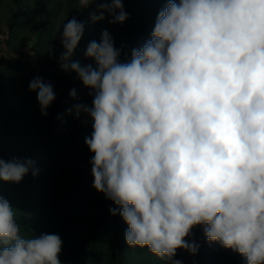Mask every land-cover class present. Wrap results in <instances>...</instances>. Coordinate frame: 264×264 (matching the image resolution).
<instances>
[{
	"label": "clouds",
	"instance_id": "1",
	"mask_svg": "<svg viewBox=\"0 0 264 264\" xmlns=\"http://www.w3.org/2000/svg\"><path fill=\"white\" fill-rule=\"evenodd\" d=\"M76 3L95 6L92 22L128 19L123 0ZM84 27L63 25L59 62L92 96L69 112L92 121V187L128 225L126 244L183 264L177 250L198 253L188 238L200 226L209 243L264 264V0H166L151 39L123 62L106 29L85 51L95 66L72 61ZM28 87L47 116L53 85ZM33 166L0 158V181L20 183ZM62 246L54 233L21 235L0 196V264H63Z\"/></svg>",
	"mask_w": 264,
	"mask_h": 264
},
{
	"label": "trees",
	"instance_id": "2",
	"mask_svg": "<svg viewBox=\"0 0 264 264\" xmlns=\"http://www.w3.org/2000/svg\"><path fill=\"white\" fill-rule=\"evenodd\" d=\"M123 2L128 19L119 31L107 30L126 61L131 59L132 49L142 47L150 39L156 19L145 16L142 0ZM12 4L17 10L14 20L24 31L22 35L11 32V42H6L15 54L19 53L13 49L18 46L15 43L28 44L34 39L43 48L53 44L54 51L62 53L63 25L73 17L85 27L72 61L85 55L91 41L101 39L102 24L90 19L94 5L79 9L76 0H13ZM51 54L36 53L32 62L15 59L11 73L0 70V158L34 161L33 168L20 183L0 181V196L16 210L21 235L39 237L54 233L61 237L59 259L63 264H132L130 251L124 245L128 225L119 214H110L109 209L116 205L92 187L91 167L81 160H90L93 154L81 145L83 130L72 125L66 97H56L44 116L36 93L29 91L33 78L41 77L47 83L59 71V58ZM89 63L95 66L87 57L82 61V65ZM50 141L59 142L71 154L53 153ZM36 170L37 174L33 175ZM193 233L189 239L199 244V250L195 256L190 254L185 264H246L242 255L219 243H209L203 227L198 226ZM141 250L148 255V262L136 264H169L147 247ZM179 256L177 252L175 259Z\"/></svg>",
	"mask_w": 264,
	"mask_h": 264
},
{
	"label": "rangeland",
	"instance_id": "3",
	"mask_svg": "<svg viewBox=\"0 0 264 264\" xmlns=\"http://www.w3.org/2000/svg\"><path fill=\"white\" fill-rule=\"evenodd\" d=\"M31 1V0H29ZM63 2H67L69 0H61ZM75 1V0H71ZM143 4L145 6H142L146 10V17L154 18L156 19L158 12L166 6V0H142ZM13 0H0V54H2V59L0 60V70H3L4 72L11 73L10 68L14 67V60L17 61H30L32 62L36 56V53L40 52H46L48 54H51L52 57L55 59H58L60 57L61 52L54 51L53 44L47 45L45 48H43L39 43L37 39H34L31 43L23 44L21 41L19 43H15V45H18L17 47H13V49H18L19 53L15 54L10 50L6 44L7 41H10V35L11 32L16 31L20 35L24 33V31L20 28L19 24L17 23V20H14V17L17 13L16 8L12 4ZM95 7V6H94ZM107 15V14H106ZM111 19L110 17L106 18L104 21H98L99 25L101 27V31L103 30H114L119 31L121 29V24H109L108 20ZM98 26L97 28H100ZM20 29V30H19ZM151 39V37H150ZM11 42V41H10ZM28 57V58H26ZM86 56L83 55L80 58H78V61L82 65V61ZM120 60L123 62V55L120 56ZM49 82L53 85L55 95L58 98L66 97L68 109L67 114L69 116V119L73 124H76L80 127H82L83 135H82V147H88L85 144V137L90 136L92 132V121L87 116H84L83 114L79 119L76 118L75 112H69L70 109H73L76 104H87L91 106L92 103V96L89 94V89L85 88L80 81L78 77H75L71 72H65L59 68V71L57 73H53V75L50 76ZM72 89L76 90L77 96L76 98H73L70 96V92ZM49 146H54L53 153L59 154H71L69 150H65L63 147L60 146L59 142H52ZM81 160V159H80ZM82 163L85 161V165L90 166V160H81ZM125 239V238H124ZM189 239V238H188ZM125 247L128 251H130V256L132 259V264H136L137 262H148L147 254H145L144 251L141 250L140 247H129L126 244V241L124 242ZM177 252L180 253V256L178 257L179 260L185 264L188 259L190 258L189 252L183 249H178ZM147 255V256H146Z\"/></svg>",
	"mask_w": 264,
	"mask_h": 264
},
{
	"label": "crops",
	"instance_id": "4",
	"mask_svg": "<svg viewBox=\"0 0 264 264\" xmlns=\"http://www.w3.org/2000/svg\"><path fill=\"white\" fill-rule=\"evenodd\" d=\"M2 59V54H0V60Z\"/></svg>",
	"mask_w": 264,
	"mask_h": 264
}]
</instances>
